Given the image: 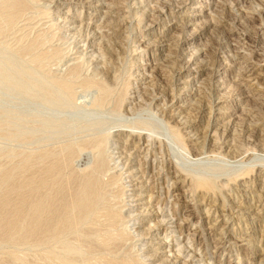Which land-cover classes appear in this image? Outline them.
Returning a JSON list of instances; mask_svg holds the SVG:
<instances>
[{
    "label": "rangeland",
    "instance_id": "rangeland-1",
    "mask_svg": "<svg viewBox=\"0 0 264 264\" xmlns=\"http://www.w3.org/2000/svg\"><path fill=\"white\" fill-rule=\"evenodd\" d=\"M156 1L115 0L109 6L110 11L121 14H113V19L123 24L115 41L117 56L109 65L105 55L109 42L104 36L106 2L0 0V264H111L112 259L115 264H177L175 255L181 258L180 264L264 263V208L251 207L254 200L248 196L259 192L260 175L264 176V96L259 94L264 92V13L257 27L237 17L245 13L246 5L264 12V4L254 0H240L243 4L239 6L234 0H162L172 4L170 17L151 24L141 21V15L157 9ZM222 3L233 20L224 23L229 40L214 24ZM232 23L239 34H234ZM246 37L256 39V44L246 47ZM212 43L223 48L216 52L210 48ZM174 45L180 46L182 63L167 56V49ZM210 50L215 60L210 65L212 76L207 75L201 55ZM233 54L251 58L248 62L262 72L240 78L238 68L244 62H230ZM105 68L110 70L108 74ZM59 80L63 90L57 86ZM40 87L50 88V94L45 92V97ZM250 130L258 133L255 142ZM69 154L74 156L70 159ZM55 162L62 172L50 188L41 194L37 188L39 192L34 193L33 185L25 196L28 179L38 178L47 167H57ZM94 165L105 168L92 171ZM246 169L251 174L238 177ZM171 171L179 176L175 178ZM87 173L97 182L90 202L94 203H88L92 209L85 208L81 221L78 218L84 210L79 209L71 214L72 221L67 219L63 227L56 228L59 231L49 229L48 216L42 209L43 214L34 210L35 201H41L42 194V199L46 194L48 198L56 187L58 197V190L73 186V181L75 187H67L77 191L82 179H88ZM199 177L222 186L217 191L226 201L221 213L228 215L231 207L242 204L259 217L246 214L247 219L236 220L232 216L226 226L217 216L211 221L203 218L196 225L193 217L188 227L184 220L188 214L200 216L209 209L189 187ZM174 190L184 194L183 201H178ZM235 192L246 195L239 197ZM21 196L27 199L20 206ZM178 206L186 210L176 217ZM37 213L43 215H39L41 220L36 219ZM108 213L114 216L112 220ZM74 218L78 220L68 226ZM64 224L70 228L64 229ZM210 226L217 228L215 233L191 238L196 228L206 234ZM222 226V233H227L221 253H216L212 244L222 235ZM178 227L183 228L181 234Z\"/></svg>",
    "mask_w": 264,
    "mask_h": 264
},
{
    "label": "bare ground",
    "instance_id": "bare-ground-1",
    "mask_svg": "<svg viewBox=\"0 0 264 264\" xmlns=\"http://www.w3.org/2000/svg\"><path fill=\"white\" fill-rule=\"evenodd\" d=\"M78 1H80V0H78ZM102 1H104V2H106V8H105V15H106V23H105V28H107V31H106V33L104 34V36H105V38H107L106 40H108V44H106V45H108V46H106V47H104V49L106 48V51H107V53L105 54V55H107L108 54V60L111 62V63H109L108 62V64L110 65V64H112L113 63V60H114V57L115 56H117L116 54L118 53V52H115V47H117V44L115 43V41H116V38L118 37V35H119V30L121 29V28H123V24H122V22H119V21H117V20H115V19H113V14H115V16H119V15H121V14H119V12H117V11H110L109 10V6L110 5H115V0H102ZM252 1V0H251ZM261 2L262 3V5L264 4L263 2H264V0H254V2ZM103 3V2H102ZM184 3H185V1H184ZM184 3H183V5H184ZM236 6H239V5H241V4H243V2H241L240 0H234V2H233ZM246 4H248L247 3V1L245 2ZM16 5V3H13V5ZM18 4V3H17ZM155 4H156V6H157V9L156 8H154V9H149L148 11H147V13H145V14H143V15H141V21H145V22H148V23H155V22H157V21H159V20H161L162 19V17H170V13H171V10H172V4H169V3H167V2H163L162 0H157L156 2H155ZM12 4H11V6L12 7H15V6H13ZM101 5V4H100ZM120 5V4H119ZM180 5H182L181 3L180 4H175V6L176 7H179ZM261 5V6H262ZM24 7V6H23ZM22 7V8H23ZM183 7V6H182ZM249 7V6H248ZM7 8H8V6H7ZM11 8V7H10ZM16 8H19V7H16ZM15 8V9H16ZM22 8H20V9H22ZM26 8V7H25ZM218 8V7H217ZM246 9H247V5H246ZM246 9H244L245 10V13H243V12H240L239 13V15L237 16V17H239L240 19L241 18H244L245 19V21L248 23V25L249 26H252V27H257V26H255L256 25V22H257V20L259 19V17L262 15V13H264V12H255V11H253V10H251V9H247V11H246ZM263 9V8H262ZM12 10H14V8H12ZM21 11V10H20ZM18 12V11H17ZM229 11H228V9H227V7L225 6V5H223V3H222V5L220 4V6H219V9H218V11H217V20H215L214 21V24L217 26L216 27V29L218 30V28H219V30H221V33H223L224 32V36L225 37H227V39L229 38V36H230V32L228 31V32H226L225 30H224V28H225V26H224V23H227V22H229L230 20H229V18L231 17L232 18V16H230L229 15V13H228ZM12 15L14 14L13 12L11 13ZM20 14V16H21V12L19 13ZM12 15H10V17L12 16ZM169 15V16H168ZM4 16V15H3ZM14 17H16L15 16V14H14ZM13 16H12V19L14 18ZM236 17V18H237ZM11 19V18H10ZM17 19V18H16ZM15 19V20H16ZM234 19H235V17H234ZM128 20V19H127ZM10 21V20H9ZM14 21V20H13ZM231 22H233V20H231L230 21V23ZM13 22H11V24H12ZM146 24V23H145ZM150 24H148V25H150ZM184 25V24H183ZM232 26H233V29H235V31H234V34H239V32H238V28H234V23H232L231 24ZM125 26V25H124ZM215 27V26H214ZM236 27H238V26H236ZM126 28H128V24H127V27ZM137 28V27H136ZM226 29V28H225ZM232 29V28H231ZM240 29V28H239ZM256 29V28H255ZM254 29V30H255ZM5 31V30H4ZM252 31V30H251ZM257 32V31H256ZM220 33V32H219ZM254 34V33H253ZM101 35V34H100ZM99 35V36H100ZM223 36V37H224ZM246 36V35H245ZM49 38V37H48ZM104 39V37L101 39V40H103ZM100 40V41H101ZM229 40V39H228ZM244 40H246L245 41V43H243L246 47H253V45L254 44H256V39H252V38H250V37H246V38H244ZM213 44V43H212ZM121 46V45H120ZM210 48H212V50L214 49L216 52L218 51V50H221L223 47H221V46H219V45H215V44H213L212 46H210ZM117 49V48H116ZM180 46H178V45H174V46H172L171 48H168L167 49V56L169 57V58H171V59H174V61H176V62H178V64L179 63H182L183 62V58H182V55L180 54ZM209 49V48H208ZM229 49V48H228ZM209 51V50H208ZM214 52V51H213ZM29 53V52H28ZM229 53H233L232 52V49L230 48V50H229ZM255 54V53H254ZM45 55V54H44ZM202 55V60L204 61V66H205V69H206V71H208L207 73V75L208 76H212V71H211V69H210V65L212 66L213 65V63L215 62V60L213 59V54H211V50H210V52H208L207 53V51L203 54H201ZM260 56V55H259ZM45 57V56H44ZM207 58H208V61H209V63L207 62ZM43 59V58H42ZM41 59V60H42ZM212 59V60H211ZM251 58H248V57H246V56H243V55H241V54H233V56H232V59L230 60V62H234V61H236V60H242V62H244L243 64H244V66L243 67H240V65H239V68H238V72H239V76H240V78H245V79H249L253 74H254V72L256 73V71H260V72H262V69H258L257 67H256V64H254L253 62H248L249 60H250ZM263 59V58H262ZM168 61V60H167ZM121 62V61H120ZM173 62V61H172ZM261 62H264V61H261ZM175 63V62H174ZM76 64V63H75ZM188 64V63H187ZM234 65V64H233ZM236 65H238V64H236ZM214 66V65H213ZM105 67V66H104ZM111 67V66H110ZM113 67V66H112ZM180 67V66H179ZM74 67H72V69H73ZM114 68V67H113ZM71 69V70H72ZM106 70V73L108 74L109 72H108V70L109 69H107V68H105ZM110 69H112V68H110ZM76 70V69H75ZM168 70V69H167ZM74 71V70H73ZM72 71V72H73ZM78 71V69L75 71V73ZM110 71V70H109ZM112 71V70H111ZM114 73H115V71H114ZM102 74H105V73H102ZM106 74V75H107ZM110 75V74H109ZM259 75H260V73H259ZM104 76V75H103ZM109 77V76H108ZM155 77H158V75H156ZM260 77V76H259ZM104 78V77H103ZM111 78V77H110ZM116 78V77H115ZM207 79H209V77L207 78ZM57 80V79H56ZM164 80V79H163ZM255 80V79H254ZM27 81H31V80H27ZM62 82H63V80H61ZM104 81V80H103ZM257 81V80H256ZM51 82V81H50ZM55 82V81H54ZM92 83V82H91ZM91 83H89V84H91ZM102 83V82H101ZM210 83V82H209ZM27 84V82H25V85ZM29 85L28 86H30V83H28ZM41 84H42V82H41ZM40 84V85H41ZM51 84H52V82H51ZM54 84H56V83H54ZM53 84V85H54ZM68 84V83H67ZM89 84H87L88 86H89ZM96 85H97V83H95ZM94 83L92 84V85H95ZM31 85L33 86V88H34V85L31 83ZM58 85H60L59 87H63L64 86V84H62L61 82H60V80H59V82H57V86ZM66 85V84H65ZM83 85V84H82ZM86 85V86H87ZM36 86V85H35ZM43 86V85H42ZM55 86V85H54ZM83 86H85V84L83 85ZM99 86H101V88L103 87V89L105 88L104 86H102L101 84L99 85ZM98 86V87H99ZM62 87H61V89H62ZM68 87V86H67ZM81 87V86H80ZM95 87V86H94ZM30 88V87H29ZM41 88V87H40ZM58 88V87H57ZM86 88V87H85ZM100 88V87H99ZM25 89H28L27 87L25 88ZM45 89V88H44ZM44 89H42L41 88V91L42 90H44ZM49 89V91L48 90H44V95H45V97H46V93L45 92H47L48 91V94H50V88H48ZM58 89H60V88H58ZM70 89V88H69ZM68 89V90H69ZM63 90V89H62ZM66 90V89H65ZM106 90V89H105ZM104 90V91H105ZM207 90V89H206ZM59 91V90H58ZM70 91H71V89H70ZM264 91V90H263ZM51 92H53L52 90H51ZM60 92V91H59ZM100 92H101V90H100ZM65 93H67V92H65ZM68 93H69V91H68ZM259 93V92H258ZM42 94V93H41ZM48 94H47V96H48ZM56 94V93H55ZM64 94V93H63ZM102 94V93H101ZM260 95H262V96H264V92H260L259 93ZM44 95H42L43 97H44ZM53 95V94H52ZM52 95H50L49 97H51V98H53V96ZM65 95V94H64ZM200 95V94H199ZM58 96V95H57ZM42 97V98H43ZM48 97V98H49ZM59 97H60V95H59ZM106 97V96H105ZM26 98V97H25ZM41 98V99H42ZM57 99V98H56ZM144 99V98H143ZM45 100L46 101H48V99H46L45 98ZM51 100V99H50ZM58 100V99H57ZM60 100V99H59ZM94 100V99H93ZM98 100H100L101 101V98L100 99H98ZM103 100V99H102ZM149 100V99H148ZM52 101V100H51ZM199 101V100H198ZM98 102V101H97ZM195 102V101H194ZM101 104H102V101L100 102ZM197 107V106H196ZM196 107H194V108H196ZM211 107V106H210ZM193 108V109H194ZM206 109H208V108H206ZM210 109V108H209ZM203 111H204V109H202V110H199V116H201L202 114H203ZM173 112V111H172ZM194 112V111H193ZM255 112V111H254ZM209 113H211V111L209 112ZM252 112H250V114H251ZM195 115H197V114H195ZM252 115V114H251ZM172 116V115H171ZM175 117V116H174ZM254 118H255V116H254ZM171 120V119H170ZM259 120H261V119H259ZM258 120V121H259ZM185 123H186V121H185ZM209 123V122H208ZM208 123H207V128H208ZM264 123V122H263ZM227 126V125H226ZM172 128V127H171ZM189 128V127H188ZM206 128V129H207ZM247 128V127H246ZM135 129V128H134ZM257 129V128H256ZM126 130V129H125ZM173 131H174V129H173ZM225 131H227V129H224L223 130V133L225 132ZM247 131V130H246ZM64 132V131H63ZM248 133V132H247ZM250 133H251V135H250V137H251V139H253V142H255V140H257V139H255V137L256 138H258V133L256 132V131H251L250 130ZM108 134V133H107ZM224 135V134H223ZM263 135V134H262ZM263 137V136H262ZM133 138V137H132ZM148 138V137H147ZM182 139V138H181ZM133 140V139H132ZM141 140L143 141L142 143H144L145 141L143 140V138H141ZM262 140V139H261ZM92 140H90V142H91ZM94 142H92V143H95V141H96V143H97V139L96 140H93ZM99 141H100V139H99ZM140 142V138H138V143ZM262 142H264V139L262 140ZM70 143V142H69ZM87 143V142H86ZM92 143H91V145H92ZM100 143V142H99ZM259 143V142H258ZM101 144V143H100ZM150 144V143H149ZM36 145V144H35ZM82 145H83V143H82ZM90 145V144H89ZM90 145V146H91ZM97 145V144H96ZM95 145V146H96ZM185 145V144H184ZM261 145V144H260ZM85 146V145H84ZM94 146V147H95ZM201 147V150H203V149H205L204 148V144H202V145H200ZM256 146H258V145H256ZM81 147V146H80ZM92 147H93V145H92ZM100 147H101V145H100ZM100 147H98V149L100 148ZM213 147V146H212ZM220 148H221V146H219ZM255 147V146H254ZM83 148V147H82ZM86 148H89L88 146L87 147H85V149ZM150 148V147H149ZM214 148H215V146H214ZM216 148H218V147H216ZM215 148V149H216ZM70 149V148H69ZM68 149V150H69ZM81 149V148H80ZM97 148H96V150H98ZM208 149V148H207ZM231 149V148H230ZM235 149V148H234ZM255 149V148H254ZM79 150V149H78ZM88 150V149H87ZM94 150V149H93ZM187 150V149H186ZM212 151H213V149H211ZM217 150V149H216ZM144 151V150H143ZM215 151V150H214ZM69 152V151H68ZM75 151H72L71 153H74ZM232 152V151H231ZM235 152H236V150H235ZM76 153V152H75ZM157 152H156V150H155V154H156ZM200 153V152H199ZM146 154V153H145ZM147 154H148V152H147ZM154 154V153H153ZM189 154V153H188ZM201 154V153H200ZM221 154V153H220ZM229 154V153H228ZM236 154V153H235ZM234 154V155H235ZM70 155V154H69ZM149 155H151V154H149ZM217 155V154H216ZM230 155V154H229ZM58 156V155H57ZM71 157H69L70 159L74 156V155H70ZM129 156V155H128ZM130 156H132V155H130ZM129 156V157H130ZM145 156V155H144ZM227 156V155H226ZM79 157V156H78ZM102 159H103V157H101ZM131 158V157H130ZM129 158V159H130ZM148 158V157H147ZM70 159H68V160H70ZM126 159V158H125ZM150 159V158H149ZM100 160V159H99ZM104 160V159H103ZM102 160V161H103ZM132 160V159H131ZM144 160V159H143ZM147 160V159H146ZM102 161H98V163H99V166H101V164H103L104 162H102ZM96 162V161H95ZM54 164V163H53ZM55 164L57 165V162H55ZM59 164V163H58ZM148 164V163H147ZM146 164V165H147ZM156 164V163H155ZM96 165H97V163H96ZM96 165H94L93 166V170L92 171H94L95 170V168H97V170H99L101 167H95ZM51 166V165H50ZM60 166V165H59ZM58 165H57V167L54 165L53 167H50V168H48L47 167V169H45V167H44V169H42V170H44L43 172H41L40 171V169L38 170V171H40V173L38 172V174H40V176L38 177L37 175L38 174H35V173H33V175L35 176H37L38 178H36V179H28V182L26 183V186L24 187V188H26L25 190V192H23V194L25 195V196H27L26 194H27V192H30V190L31 191H33L34 190V193H36V191L35 190H37V188L41 191L40 192V194L42 193V191L43 192H46V190L48 189V188H50V186L52 185V182H54L55 180L54 179H56L57 177H56V175H58L60 172H62V169H61V167H59ZM98 166V165H97ZM104 166H105V163H104ZM148 166V165H147ZM142 167V166H141ZM63 168V167H62ZM99 168V169H98ZM102 168H105V167H103V165H102ZM101 168V169H102ZM132 168V167H131ZM154 168V167H153ZM226 168V167H225ZM90 169H92V168H90ZM251 169V168H250ZM250 169H246L244 172H242L241 174H240V176H238V177H244V176H246V175H248V174H251V172L252 171H250ZM88 170V169H87ZM105 170V169H104ZM91 170L89 171V172H91L90 174H92V173H95V172H92ZM100 171H102V170H100ZM146 171H149V170H146ZM176 171V170H175ZM175 171H171V172H174L173 174H174V177L175 176H179V174H177V172H175ZM64 172V171H63ZM86 172V171H85ZM103 172V171H102ZM105 173V172H104ZM138 173H140V172H138ZM148 173V172H147ZM193 173V172H192ZM98 174H100V175H102L103 173H98ZM97 174V172H96V174L95 175H98ZM73 175V174H72ZM81 175H84V174H81ZM81 175H79V176H81ZM87 175H89V173H87L86 175H85V177H87ZM100 175H99V177H100ZM141 175V174H140ZM142 175H144V174H142ZM147 175V174H146ZM74 176V175H73ZM145 176V175H144ZM166 176V175H165ZM226 176V175H225ZM56 177V178H55ZM67 177H69V175L67 176ZM67 177H65L66 179H67ZM82 177V176H81ZM80 177V178H81ZM84 177V176H83ZM82 177V178H83ZM102 177V176H101ZM172 177V176H171ZM237 177V178H238ZM31 178H32V176H31ZM64 178V179H65ZM73 178V177H72ZM78 178V177H77ZM76 178V181L75 182H77V179ZM88 179H82L83 180V182L79 185V187H78V189H77V191H74V189H73V192H72V190L70 191L69 190V188L68 187H75V185H74V181H73V184H71V185H73V186H69L68 184L65 186V187H61L58 191H59V195H58V197H56L55 196V194H54V192H55V190H56V188H54V186H53V188L55 189H53V191L54 192H52L53 194H54V196L53 197H51L52 195H50L48 198L46 197V196H48V194H46V195H44V199L45 200H47V203L46 204H43L44 202V199H42V196H43V194H42V196L41 195H39V196H41V198H38L39 196H38V194H37V196L38 197H36V199L38 198V199H40L41 201H38V202H36L35 201V203H34V201H33V203H34V210H36V212H40L41 214H43L42 212L44 211L47 215L46 216H48V220L46 221L45 219V221L47 222V223H49V225H47V223L45 224L44 222V224L45 225H47V227L48 226H51L49 229H52V227L53 228H55L53 231H59V230H56V228H60V226L65 222V220L67 221V219H70V216H71V214L74 212V213H78V212H75L76 210H84V212L83 211H81V212H83L82 213V215H79V214H75V215H79V218L78 219H80L82 216H83V214L85 213V208H88L89 210H91L92 209V207H91V205L94 203V202H92V203H90L91 202V197L93 196V192H95V191H93V190H95V188H96V186H95V184L97 183H95V180H92V179H94L95 177H93L92 179H91V176H90V179H89V177H87ZM140 178H142L141 176H140ZM176 178V177H175ZM260 178H261V180H262V187L260 188V190H259V192L258 193H255V191L254 192H252L251 194H248V196L250 197V199L251 200H254V203L252 204V205H250L251 207H253L254 206V208H261V209H263L264 208V176H261L260 175ZM60 179V178H59ZM58 179V180H59ZM70 178H68V180H69ZM96 179H99V178H97V176H96ZM117 179V178H116ZM151 179V178H150ZM196 179V178H195ZM61 180V179H60ZM73 180V179H72ZM71 180V181H72ZM75 180V179H74ZM80 180V179H79ZM111 180H113V179H111ZM138 180V179H137ZM182 180H184V179H182ZM182 180H178V181H180V182H183ZM57 181V180H56ZM101 181V180H100ZM100 181H98V182H100ZM114 181H115V179H114ZM113 181V182H114ZM135 181V180H134ZM142 181H143V179H142ZM177 181V182H178ZM186 181V180H185ZM191 181V180H190ZM215 181V180H214ZM233 181H235V179H233ZM64 182V181H63ZM103 181H101V183H102ZM61 183H62V181H61ZM67 183V182H66ZM71 183V182H70ZM55 184V183H54ZM63 184V183H62ZM76 184V183H75ZM99 184V183H98ZM104 184H106L105 182H104ZM143 184V183H142ZM145 184V183H144ZM245 184V183H244ZM33 185L34 186H36V187H34L35 189H33V188H31V187H33ZM60 185V184H59ZM59 185H57L58 187H59ZM77 185V184H76ZM102 185H103V183H102ZM101 184L100 185H98V186H102ZM62 186H64V185H62ZM68 186V187H67ZM78 186V185H77ZM104 186V188H105V185H103ZM103 186L100 188V189H102L103 188ZM107 186V185H106ZM147 186V185H146ZM219 186L220 185H218L217 186V184H215V183H213V182H211L210 180H208V179H206V178H203V177H199V179H196V180H194L193 181V183H191L190 182V184H189V187H190V189L193 191V192H198V194L200 195V198H201V200H202V203H203V205H206V207L207 206H209L208 208V210L203 214V215H200V216H194V215H191V214H188L187 216H186V218L184 219L185 220V223H186V225H188V227H190V225L192 224L191 223V221H190V219H193V217H195V221L193 222V223H195V225H196V223H198V222H200L203 218L206 220V221H211V217H215V216H217L215 219H219L220 218V222H224V226H226V221L227 220H229V219H231L230 217H232V216H235L236 217V220H237V218H239V219H247L248 217L247 216H249V215H253V216H256L257 218L259 217L258 215H257V213H255V212H252L254 209H252V210H250V207H243V206H237V207H231L230 208V211H229V213H228V215H225V214H223V213H221L220 212V210L222 211V209H225L224 208V204L226 203V201H224V198L225 197H223L221 194H217V191H219ZM30 187V188H29ZM95 187V188H94ZM182 187V186H181ZM220 187H222V186H220ZM33 189V190H32ZM72 189V188H71ZM99 189V188H98ZM97 189V190H98ZM39 190H37V192H39ZM105 190V189H104ZM51 191V190H50ZM49 191V194H51V192ZM151 191V190H150ZM175 191V190H174ZM177 191V190H176ZM176 191H175V193H176ZM191 191V192H192ZM48 192V191H47ZM100 192V191H99ZM98 192V195L100 194ZM149 192V191H148ZM31 193V192H30ZM33 192H32V194H34ZM56 193V192H55ZM58 193V192H57ZM56 193V194H57ZM96 193V192H95ZM104 194L103 195H105V191L103 192ZM101 194H102V192H101ZM100 194V195H101ZM96 195V194H95ZM168 195V194H167ZM176 195V197L178 198V201H183V193L182 192H179V193H176L175 194ZM220 195V196H219ZM235 195L236 196H239V197H244L246 194H243V192H241L240 194L239 193H237V192H235ZM25 196H21V198H20V206L21 205H23L26 201V199H27V197L25 198ZM55 197V198H54ZM93 198V197H92ZM94 198H96V197H94ZM97 198H101L100 196L98 197L97 196ZM97 198H96V200H97ZM102 198L104 199V197L102 196ZM205 198V199H204ZM236 198V197H235ZM94 201H95V199H93ZM149 200V199H148ZM100 201H102V199H100ZM99 201V202H100ZM207 201H209L208 203H207ZM31 202V201H30ZM96 202V201H95ZM97 202H98V200H97ZM96 202V203H97ZM88 203H90L91 205H89ZM26 204V203H25ZM27 204H28V202H27ZM182 205V204H181ZM202 205V204H201ZM233 205V204H232ZM27 206V205H26ZM94 206V205H93ZM97 205L95 204V207H96ZM3 207H5V206H3ZM2 207V208H3ZM22 207H25V206H22ZM21 207V208H22ZM30 207V206H29ZM101 207H102V205H101ZM106 207V206H105ZM159 207V206H158ZM158 207H157V209H158ZM175 207V206H174ZM185 207V206H184ZM184 207H181V206H178V209H177V211L175 210V212H174V214H175V216L177 217V216H179V214H181L184 210H186V209H184ZM1 208V209H2ZM20 208V210H23V209H21ZM26 208V207H25ZM31 208V207H30ZM32 208H33V206H32ZM31 208V209H32ZM100 208V207H99ZM19 209V208H18ZM17 209V210H18ZM27 209H29L28 207H27ZM41 209H42V212H41ZM93 209H94V207H93ZM101 209V208H100ZM109 209V208H108ZM161 209H164L163 207L161 208ZM205 209V208H204ZM236 209V210H235ZM79 210V211H80ZM89 210H88V213L90 214V212H89ZM95 210V209H94ZM98 210V209H97ZM235 210V212L233 213V211ZM16 211V210H15ZM25 211V210H24ZM23 211V212H24ZM29 211V210H28ZM87 211V210H86ZM106 211V210H105ZM202 211V210H201ZM32 212H33V210H32ZM36 212H34V213H36ZM95 212V211H94ZM97 212V211H96ZM111 212V211H110ZM163 212V210L161 211V213ZM186 212V211H185ZM219 212L221 213L220 215H219ZM44 213V214H45ZM105 213V212H104ZM106 213H107V211H106ZM112 213V212H111ZM245 213V214H244ZM250 213V214H249ZM87 214V213H86ZM110 213H108V215H109ZM173 214V215H174ZM246 214H247V216H246ZM16 215H18V213H16ZM21 215V214H20ZM38 215V216H37ZM37 217H36V219H40L39 218V213H37ZM106 215V214H105ZM111 215V214H110ZM114 215V214H113ZM159 215V214H158ZM14 216V215H13ZM19 216V215H18ZM17 216V217H18ZM41 216V215H40ZM43 216V215H42ZM41 216V217H42ZM86 216V215H85ZM88 216V215H87ZM174 216V217H175ZM16 217V216H15ZM16 217V218H17ZM22 217H23V215H22ZM44 217H45V215H44ZM72 217H74V215L72 216ZM76 217H78V216H76ZM84 217V216H83ZM82 217V218H83ZM112 217H114V216H112L111 215V219L109 218V217H106V218H109L110 220H112L113 218ZM120 217V216H119ZM166 217H168V215L166 216ZM171 217V216H170ZM15 218V219H16ZM19 218V217H18ZM20 219V218H19ZM35 219V218H34ZM35 219V220H36ZM42 219V218H41ZM40 219V220H41ZM77 219V218H76ZM77 219V220H78ZM115 219V218H114ZM75 220V218L73 219V222L72 223H66L68 226H70L71 227V225L74 223V222H76V221H74ZM84 220V219H83ZM109 220V222H111ZM43 221V220H42ZM69 221V220H68ZM70 221H72V218L70 219ZM69 221V222H70ZM78 221H81V219L80 220H78ZM93 221V220H92ZM108 221V220H107ZM162 223H163V221L162 220H160ZM158 222L157 224H160L161 222ZM11 222V221H10ZM12 222H13V220H12ZM11 222V223H12ZM37 223L39 222V221H36ZM113 222H114V220H113ZM11 223H8V225L9 224H11ZM42 223V222H41ZM40 223V225H42ZM112 223V222H111ZM263 223H264V220H263ZM39 224V223H38ZM202 224H205V223H202ZM43 226V225H42ZM64 226H65V224H64ZM68 226H65L66 228H64V229H68V228H70V227H68ZM224 226H222V228L220 229V232L222 233L223 231H224ZM62 227H63V225H62ZM61 227V228H62ZM68 227V228H67ZM199 227V226H198ZM48 229V228H47ZM46 229V231H48ZM63 229V230H64ZM215 229H217V228H215V227H212V226H210L207 230H206V232L208 233H206L205 234V232H198V230H197V228L194 230V233H193V236L191 237V238H194L197 234H199L200 235V237L201 238H203V237H205V236H210L211 234H213V233H215L214 231H215ZM44 230H45V228H44ZM63 230H60V232L61 231H63ZM178 230H179V233L181 234L182 233V231H183V228L182 227H178ZM50 231V230H49ZM50 232H52V230L50 231ZM81 232V231H80ZM219 232V233H220ZM57 232H55V234H56ZM225 233H227V232H224V233H222V235H218L219 236V238H216L215 239V241H214V244H212L213 245V249H214V252H216V253H221V245L223 244L222 242H223V235L225 234ZM55 234H53L52 233V235H55ZM84 235V234H83ZM229 236V235H228ZM186 239L187 240H189L188 239V237H186ZM194 240V239H193ZM237 241V240H236ZM229 242V241H228ZM97 243V242H96ZM184 244V243H183ZM186 244V243H185ZM204 245H206V244H204ZM211 246V245H210ZM219 246V247H218ZM96 247V246H95ZM115 247V246H114ZM117 247V246H116ZM89 249V248H88ZM114 249V248H113ZM120 249V248H119ZM186 250V249H185ZM205 250V249H204ZM203 253V252H202ZM180 254V253H179ZM156 255V254H155ZM153 256V255H152ZM187 256V255H186ZM262 257V256H261ZM260 257V258H261ZM262 259V258H261ZM106 260V259H105ZM108 261V260H107ZM115 261V260H114ZM113 261V259L111 260V262L113 263L114 262ZM123 260H120V261H117V262H122ZM172 261V260H171ZM181 258L179 257V256H176L175 255V257H174V262H176L177 264H180L181 263ZM260 261V260H259ZM263 261V260H262ZM73 262V261H72ZM124 262H126V260H124ZM111 263V264H112ZM123 263V262H122ZM121 263V264H122ZM170 263V262H169ZM258 263V262H257ZM72 264V263H71ZM92 264V263H91ZM106 264V263H105ZM108 264H110L109 263V261H108ZM114 264H115V262H114ZM118 264V263H117ZM126 264V263H125ZM128 264H131L130 262H128ZM172 264V263H171ZM183 264H191V261L188 263V261L187 262H184ZM216 264V263H215ZM262 264V263H261ZM264 264V263H263Z\"/></svg>",
    "mask_w": 264,
    "mask_h": 264
}]
</instances>
